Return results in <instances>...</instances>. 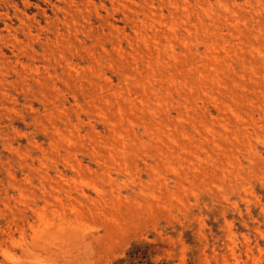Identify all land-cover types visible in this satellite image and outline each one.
I'll return each instance as SVG.
<instances>
[{"label":"rangeland","instance_id":"374dc122","mask_svg":"<svg viewBox=\"0 0 264 264\" xmlns=\"http://www.w3.org/2000/svg\"><path fill=\"white\" fill-rule=\"evenodd\" d=\"M0 264H264V0H0Z\"/></svg>","mask_w":264,"mask_h":264}]
</instances>
